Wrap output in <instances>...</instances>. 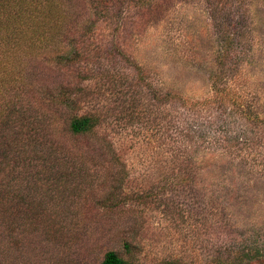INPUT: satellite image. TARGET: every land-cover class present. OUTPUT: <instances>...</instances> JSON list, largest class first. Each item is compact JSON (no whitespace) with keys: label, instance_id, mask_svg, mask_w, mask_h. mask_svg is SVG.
<instances>
[{"label":"rangeland","instance_id":"obj_1","mask_svg":"<svg viewBox=\"0 0 264 264\" xmlns=\"http://www.w3.org/2000/svg\"><path fill=\"white\" fill-rule=\"evenodd\" d=\"M164 1L151 11L115 4L112 27L104 23L97 37L100 57L89 67L97 77L86 84L91 98L84 109L102 113L98 132L125 167L124 192L139 194L142 202L124 215L101 213L96 201L117 169L104 156L89 161L96 177H78L79 188L55 202L78 214L68 232L46 242L42 257L49 262L98 264L107 250H121L123 238L132 241L143 264H207L217 256L239 264L238 255L253 250V243L264 250V148L249 142L248 123L229 101L213 103L211 76L222 39L218 15L206 0ZM244 12L237 31L245 38L234 46L231 87L264 119V0H246ZM57 79L40 66L32 87ZM151 88L162 95L175 92L186 105L157 104ZM53 126L63 128L58 119ZM53 250L58 255H50Z\"/></svg>","mask_w":264,"mask_h":264},{"label":"trees","instance_id":"obj_2","mask_svg":"<svg viewBox=\"0 0 264 264\" xmlns=\"http://www.w3.org/2000/svg\"><path fill=\"white\" fill-rule=\"evenodd\" d=\"M245 1L206 0L211 14L219 17L216 19L220 21L222 35L217 72L211 76L213 103L223 105L229 101L233 111L248 123L252 133L249 142L260 143L264 148V119L247 109L230 80L236 70L232 68L235 64H230L232 53L235 55V47L245 38L237 31L242 19L239 17L245 13ZM163 2L0 0V264H54L48 261L49 257H42V250L46 242L58 240L68 232L69 222L78 214L77 210L55 202L67 195L66 191L79 188L78 177L89 182L96 177V167L87 166L89 161L97 162L104 156L117 169L110 175L106 194L96 201L101 213L124 215L133 204L142 202L139 194L124 192L128 177L125 167L111 142L98 132L102 113L84 109L90 97L86 84L97 77L89 67L100 57L97 37L102 32L101 25L109 23L108 27H112L115 4L151 11ZM119 53L122 60L130 62L124 52ZM40 66L56 73L58 79L35 89L32 83ZM135 67L139 80L144 81L142 69ZM150 91L157 104L186 105L175 92L162 95L153 88ZM130 106L134 112L136 107ZM55 119L61 120L63 127L57 131L53 130ZM62 135L71 142H85L90 148L71 147ZM241 145L242 149L247 147ZM253 244V250L240 252L239 264L264 263V250L257 242ZM135 253L132 241L123 238L121 250H107L98 264H143ZM53 254L58 255L50 253ZM230 263L217 256L207 264ZM158 264L189 263L168 260Z\"/></svg>","mask_w":264,"mask_h":264}]
</instances>
